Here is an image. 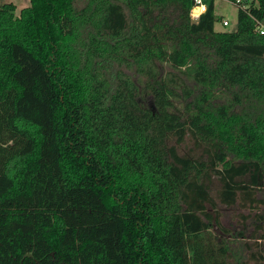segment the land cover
Returning <instances> with one entry per match:
<instances>
[{
  "label": "trees",
  "instance_id": "1",
  "mask_svg": "<svg viewBox=\"0 0 264 264\" xmlns=\"http://www.w3.org/2000/svg\"><path fill=\"white\" fill-rule=\"evenodd\" d=\"M229 1L0 6V264H264V0Z\"/></svg>",
  "mask_w": 264,
  "mask_h": 264
},
{
  "label": "rangeland",
  "instance_id": "2",
  "mask_svg": "<svg viewBox=\"0 0 264 264\" xmlns=\"http://www.w3.org/2000/svg\"><path fill=\"white\" fill-rule=\"evenodd\" d=\"M8 2H13L16 4L17 9H16V14H19L21 8L28 6L30 4V0H0V6L3 5L4 3ZM216 12L218 17V21L216 22V28L218 30H229V29H234L236 27L237 23V13H238V8L236 5L229 1V0H216ZM222 19H228L229 20V25L224 26L222 24ZM223 213H224V222L225 225H227L229 228L232 229H238L237 227L240 223V215L239 213H236L235 211H232L230 209H225L223 208ZM251 264H255L252 262Z\"/></svg>",
  "mask_w": 264,
  "mask_h": 264
},
{
  "label": "built area",
  "instance_id": "3",
  "mask_svg": "<svg viewBox=\"0 0 264 264\" xmlns=\"http://www.w3.org/2000/svg\"><path fill=\"white\" fill-rule=\"evenodd\" d=\"M207 10V4L205 0H195V3L191 9V17L193 20H197L199 16ZM229 20L228 19H222V24L224 26L229 25ZM258 31L260 33H264V24L260 25L258 27Z\"/></svg>",
  "mask_w": 264,
  "mask_h": 264
}]
</instances>
